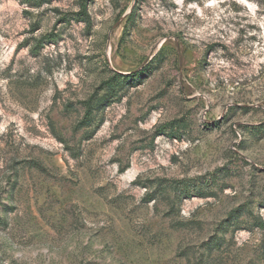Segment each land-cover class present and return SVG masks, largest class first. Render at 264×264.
Masks as SVG:
<instances>
[{
    "label": "rangeland",
    "instance_id": "374dc122",
    "mask_svg": "<svg viewBox=\"0 0 264 264\" xmlns=\"http://www.w3.org/2000/svg\"><path fill=\"white\" fill-rule=\"evenodd\" d=\"M81 2L0 0V264H264V0Z\"/></svg>",
    "mask_w": 264,
    "mask_h": 264
},
{
    "label": "trees",
    "instance_id": "16d2710c",
    "mask_svg": "<svg viewBox=\"0 0 264 264\" xmlns=\"http://www.w3.org/2000/svg\"><path fill=\"white\" fill-rule=\"evenodd\" d=\"M90 0H82L81 6H82V12L81 16L83 18L87 17V4ZM139 75L138 74H132L129 76L120 74V73H114L113 76L108 79L107 81L103 82L101 85V89H104L106 91V94L100 98L97 99V96L91 97L89 100L84 102L85 107V117L83 119L82 124L84 126L89 125L92 122L94 112L101 106V104L108 99L109 97H112L116 93V89L118 84H121L127 79L135 78Z\"/></svg>",
    "mask_w": 264,
    "mask_h": 264
},
{
    "label": "clouds",
    "instance_id": "9594fccd",
    "mask_svg": "<svg viewBox=\"0 0 264 264\" xmlns=\"http://www.w3.org/2000/svg\"><path fill=\"white\" fill-rule=\"evenodd\" d=\"M39 256L50 258L51 254L49 252V249L47 247H43L39 249L38 251H34L31 253L32 258L39 257Z\"/></svg>",
    "mask_w": 264,
    "mask_h": 264
}]
</instances>
